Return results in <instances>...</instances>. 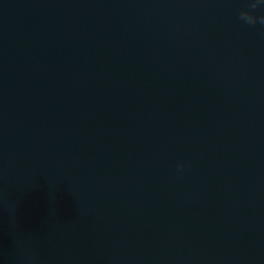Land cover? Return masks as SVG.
<instances>
[{
  "label": "water",
  "instance_id": "1",
  "mask_svg": "<svg viewBox=\"0 0 264 264\" xmlns=\"http://www.w3.org/2000/svg\"><path fill=\"white\" fill-rule=\"evenodd\" d=\"M254 3L0 0V264H264Z\"/></svg>",
  "mask_w": 264,
  "mask_h": 264
},
{
  "label": "clouds",
  "instance_id": "2",
  "mask_svg": "<svg viewBox=\"0 0 264 264\" xmlns=\"http://www.w3.org/2000/svg\"><path fill=\"white\" fill-rule=\"evenodd\" d=\"M264 4V0H256V3L252 5V7H256L257 5ZM240 19L248 25H256V24H264V16H256L249 12L241 13ZM183 165L179 166L178 170H182Z\"/></svg>",
  "mask_w": 264,
  "mask_h": 264
}]
</instances>
